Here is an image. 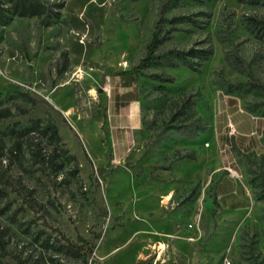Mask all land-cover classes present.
I'll return each mask as SVG.
<instances>
[{"label": "rangeland", "instance_id": "rangeland-1", "mask_svg": "<svg viewBox=\"0 0 264 264\" xmlns=\"http://www.w3.org/2000/svg\"><path fill=\"white\" fill-rule=\"evenodd\" d=\"M45 1L59 18L0 0V109L13 113L0 141L23 142L19 158L0 155L4 263L77 264L35 241L63 245L57 228L73 242L101 236L90 264H264V0ZM172 28L134 78L154 32ZM210 48L199 72L165 59ZM130 91L140 105L116 104ZM183 93L195 116L185 128L172 120ZM49 121L78 174L33 156L39 144L51 151ZM178 149L195 159L177 160Z\"/></svg>", "mask_w": 264, "mask_h": 264}, {"label": "trees", "instance_id": "trees-1", "mask_svg": "<svg viewBox=\"0 0 264 264\" xmlns=\"http://www.w3.org/2000/svg\"><path fill=\"white\" fill-rule=\"evenodd\" d=\"M14 12L17 13L19 16H25V17H47L50 18L52 16H56L57 18L60 17V13L53 14V11H51L49 4L45 0H14ZM176 2H180V0H174ZM180 19L172 20L173 23H177ZM252 22V26L256 27L258 24H262L261 21H257L256 19H250ZM264 30V25L263 27ZM176 30L172 28L171 30L164 33V35H160L159 30H156L148 43L146 47V54L144 58H142L139 62V64L134 67L133 74L134 75H140L139 72L148 66L151 63L157 62V60L160 58V55L158 54V51L160 47L171 39L172 32ZM213 49L210 48L208 50L204 51H196V50H189L187 52L184 51H176L168 53L165 57L168 63H170L171 66H177L178 63L184 64L189 69L193 70L194 72H199L200 68L196 67V65H200L201 63L208 60L209 57L212 55ZM171 55V56H170ZM67 56V55H64ZM199 60V63H195L194 60ZM177 61V62H176ZM150 78L153 80L159 81L161 83H173L175 82V77L173 76H163V75H152ZM159 89H165L162 86L158 87ZM188 93H183L182 100L175 101L174 107L177 108L175 111L172 120L174 122H180L182 126L185 128L187 124H192L195 122V116L191 107V101L190 96ZM13 113L11 109L4 108L0 109V122L3 120H7L8 118L12 117ZM201 128V127H200ZM41 129V121L36 120L33 123V126L31 130H39ZM43 129V134L47 137V139L50 142L51 151L49 153H46L43 150L42 145H38V148L33 153V156L36 160L43 162V164L54 167L57 169V171H61L66 166H70L73 164L74 172L78 174V168H77V160L75 156L71 155L69 151L63 147V139L61 135L59 134L58 127L55 123L52 121H49ZM204 130V128H201ZM22 141H18L11 147L10 149H6L4 146V143L0 141V155H3L4 151H9L10 156L12 158H19L20 153L22 152ZM174 158L177 160H182L184 158H190L195 159V153L192 152L190 154H187L185 150H175L172 154ZM8 183V182H7ZM11 185V183H8ZM31 194V192H30ZM215 202V201H214ZM61 239L65 241L63 245H59V247H56L54 243L52 242V239L50 236L46 235V237L43 236V233H39L35 241L40 246L43 247L44 252H50L57 248V250L61 253H64L67 256H71L77 261V264H90L89 258L93 255V252L96 248L95 241L100 239V235H97L95 237L94 241L87 240L83 237H79L77 242L71 241L67 236H65L59 229H54ZM11 241L10 236V228L9 227H3L0 224V264L4 263V258H6L9 254L7 251V246ZM18 264H31L29 260L23 259L22 256H15L14 257ZM44 259V257L41 255L40 260ZM51 261L52 258H51ZM54 262V261H53ZM149 261H142L137 264H148ZM35 264V263H34ZM44 264H46L44 262Z\"/></svg>", "mask_w": 264, "mask_h": 264}, {"label": "crops", "instance_id": "crops-1", "mask_svg": "<svg viewBox=\"0 0 264 264\" xmlns=\"http://www.w3.org/2000/svg\"><path fill=\"white\" fill-rule=\"evenodd\" d=\"M135 77H136V75H134V78ZM125 97L128 98L129 103H130L127 105V107H129L131 104H138V105L141 104V98L139 97V91H137V92L130 91V92L125 93L124 95H119L118 97H116V104H118L117 99L120 100V99L125 98Z\"/></svg>", "mask_w": 264, "mask_h": 264}, {"label": "built area", "instance_id": "built-area-1", "mask_svg": "<svg viewBox=\"0 0 264 264\" xmlns=\"http://www.w3.org/2000/svg\"><path fill=\"white\" fill-rule=\"evenodd\" d=\"M226 264H231V262H225Z\"/></svg>", "mask_w": 264, "mask_h": 264}]
</instances>
